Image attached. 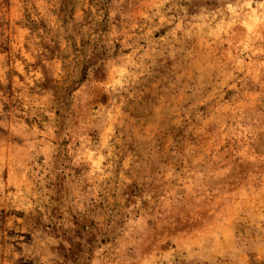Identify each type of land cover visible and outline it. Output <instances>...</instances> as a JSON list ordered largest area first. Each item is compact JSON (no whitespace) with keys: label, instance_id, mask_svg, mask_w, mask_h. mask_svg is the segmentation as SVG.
<instances>
[{"label":"rangeland","instance_id":"obj_1","mask_svg":"<svg viewBox=\"0 0 264 264\" xmlns=\"http://www.w3.org/2000/svg\"><path fill=\"white\" fill-rule=\"evenodd\" d=\"M0 264H264V0H0Z\"/></svg>","mask_w":264,"mask_h":264}]
</instances>
